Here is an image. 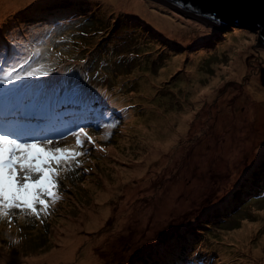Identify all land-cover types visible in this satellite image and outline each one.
Wrapping results in <instances>:
<instances>
[{
    "label": "rangeland",
    "instance_id": "obj_1",
    "mask_svg": "<svg viewBox=\"0 0 264 264\" xmlns=\"http://www.w3.org/2000/svg\"><path fill=\"white\" fill-rule=\"evenodd\" d=\"M23 1L25 0H17L14 3L20 5ZM115 1L118 6L128 2L126 0ZM143 2L145 9L142 10V14L145 16L141 18V14L134 10L136 1L130 0L132 7L130 10L115 9L107 2L94 0L89 6H92L91 10H93V5L101 4L95 12L100 11L102 18L91 19L92 22L89 25L86 23L76 27H73V24H71L73 26L65 25L67 30L70 29L69 37L64 40L61 48L57 45V41L52 39L43 47L41 56L33 55V57H38L37 63L47 72L57 66L53 58L56 61L64 58L68 63L74 60L75 68L70 70L69 74H82L80 78L70 76L68 81L71 79L82 80V97H87L86 99L73 98L75 93L72 90L75 91L77 88L73 89L74 82L77 81L75 80L67 83L66 86L71 89L70 91L69 88L66 89L65 100L57 99V96L64 91L62 90L55 93L46 103H53L60 110L67 109L70 104L76 105L74 102L94 106L93 110L82 109V107L68 112L62 110L61 116L59 113H55L51 118L68 119L63 124H57L60 127L58 131L64 132L69 127L72 128L67 132V137L47 140H52L60 147L69 148L73 144L70 141H76V136L73 134H78V129L86 125L89 128L86 132L95 141V146L88 144L85 148V151L92 155L88 162L86 159L81 160L74 166L67 165L62 171L60 187L55 190L58 199L50 200L47 213L36 216L30 212H23L21 215L20 210L14 209L11 210L9 216L0 217V228L5 233H9L11 230L6 225H1L2 218L12 220V224L18 223L17 231L25 233L30 239L32 249L24 247L25 253H27L26 257L52 253V251L60 249L61 244L63 245L66 240L78 239L76 234L78 229L74 228L80 227L81 230H86L89 217L93 215L100 221L98 224L100 226L87 231L89 233L93 231L91 237L96 235L98 237L96 240L100 239L93 247L95 255L99 259L98 262L101 261L104 264L140 262L149 254H151L149 258L145 259L149 264H182L178 258L184 260L182 257L184 250L197 243L196 247L202 253L207 250L214 251L213 256H216V264H231L239 246L235 232L241 230L244 225H248L252 227L251 236L260 227L258 220H250V214L257 213V207H261L257 201H251L254 197L252 179L264 186V159L257 161L260 155L264 154V127L260 128L262 118H259L264 115V95L257 98L259 92L255 90L257 88L259 91H264V46L259 41V30L254 27L244 29L248 24L240 21L210 27L209 25H213L211 22L200 20L199 16L194 17L191 14L185 15L178 12L168 6L172 5L170 2H167V6L155 0H143ZM1 5L16 8L12 3H2ZM51 6L46 5V8L49 9ZM89 12L94 11H87V13ZM149 12L154 14L151 15ZM51 13L50 20L52 22L65 17L62 12L56 10H51ZM13 22L15 24L19 21L11 19L10 25H14ZM131 23L135 25L136 29ZM164 25L170 27L168 29L173 30V35L176 33L177 36L170 37L169 31L164 28ZM4 26L7 28L6 25ZM145 27H150L153 30ZM225 28H227V32L222 36ZM154 30L158 33L157 40L150 35L156 34ZM11 34L19 36L16 32H11ZM168 38L176 44L173 46L168 44L165 40ZM186 48L193 51L188 52L185 50ZM179 56L181 57L179 58ZM23 69H32L29 60L27 64H24ZM185 72L188 73L184 77V82L188 80L187 77L190 76V73L197 72L199 74L201 90L198 93L210 94L214 92L216 96L213 101L219 100V89H225L222 92L224 95L220 100V106L210 109L208 118H219L220 115L225 114L227 117L223 118L229 120L220 125L216 124V128L212 125L209 126V129H214V132L207 133L208 137L204 135L206 134L204 130H193L196 127L195 124L191 128L194 119L192 116L200 110L201 105L199 103L191 109L186 106V98L189 96L184 94L183 85L179 82ZM218 72L221 73L219 79L217 83H213L212 77H215ZM235 73H238L239 78L231 76ZM41 86V83H38L34 88L35 91L42 93ZM59 88L63 87L59 86ZM88 97L94 98L88 99ZM251 103L255 107L250 105ZM148 108L163 110L165 116L150 120L146 117ZM244 108L248 113L251 112V116L247 120L250 125L247 124V121L245 122L247 129L254 127V130L261 131V137L257 135V132L255 135L258 140L254 141L252 138L247 152L242 150L234 155L224 153V160L218 163L222 160V156L211 154L209 151L217 152L220 147L223 148L225 143L219 139L216 142L218 148L216 146L207 148L208 143L205 141L208 142L207 140L211 136H229L235 143V124L244 123V121L241 118L235 121V118L229 117L235 115L234 111L241 112ZM134 113L143 116L133 118L134 123H130ZM107 119L114 126L108 125L107 133L102 134ZM255 120L259 122L254 123ZM219 127H224L220 133L218 132ZM124 130H127L128 134H125ZM10 133L13 137L14 133ZM122 136L125 137L124 140L121 138ZM184 137V142L179 144ZM68 138L70 141H67ZM34 141L40 142L41 145L44 142ZM94 149L99 152L94 154ZM196 149L197 151L202 149L201 152H205L203 161L205 160L207 180L201 178L204 171L199 172V162H189ZM179 157L180 162L177 166ZM254 164H257L255 168ZM233 167L236 172L232 182L228 183L229 170ZM213 171L214 178L212 177ZM224 174H227V177L220 184L219 196L212 195L213 191L203 196L202 198H215L195 218L192 217L187 221L182 220V223L186 224L182 225L184 229L179 231V235L174 236L170 241L164 239L162 243L157 242L159 244L154 245L158 239H155L156 237L151 234L147 235V232L154 233L157 230L165 229L172 216L166 213V208L160 206L158 201L156 205H153L154 210L144 212L139 209L138 204L142 201L148 204L152 203L156 200L153 197L154 194L158 196L165 194L166 190L162 192L163 189L160 188L167 185L168 182L180 181L182 175H191L194 180L190 183L194 182L196 185L200 183L197 179L199 178L206 182L205 188L211 189L217 185L215 179ZM88 177H92L91 183H89ZM119 178L126 180L128 186H137V195H135L131 206H129V199L125 201L124 197L120 200L123 203H119L115 208H113L114 204L107 205L110 209L109 215L101 220L99 214L105 207L96 202L100 201L97 198V193L104 191L102 187L104 181L111 182L117 187ZM134 179L136 181H133ZM243 180L248 182L252 190L251 197L241 202L238 201L236 207L232 204L234 207L232 213L223 214V216H230L229 220L211 217V214L217 212L213 208L219 199L231 191L233 185L241 183ZM202 187L204 186L194 187L192 190L198 194V190ZM221 187L227 190L225 194ZM183 188L185 187H181L179 192H184ZM173 189L174 184L170 186V194L173 193ZM124 192L130 194V190L127 189H124ZM176 195L178 199H181L180 193L174 192L173 196H169L173 207ZM106 201H108L107 198H104L103 202ZM119 207L120 212H118ZM240 208L243 211V219H241V227H236ZM123 211L124 213H122ZM172 212L176 213L177 211L172 210ZM261 213L256 215H263L264 211ZM167 215L168 218H163ZM177 217L180 219L179 215ZM161 221L163 227L157 225ZM208 223H213L212 227H217V229L206 228L205 225ZM153 225L157 228H154ZM189 226L206 229L208 238L202 239V236ZM263 228L261 226V230ZM18 232L14 234L17 235ZM82 239L71 251L70 254L76 253L72 258L60 257L58 261L51 262V256L45 257V261H42L43 264H78L80 261L85 263L86 253L83 251H86L84 249L88 242L82 241ZM1 241L5 243H0V251L6 252L17 247L8 241ZM253 241L258 243V240ZM141 244L145 247L142 254L139 255L143 250H138ZM151 245L152 248H150ZM148 248L151 249L149 252ZM255 250L257 249L255 248ZM14 253L16 252L13 251L10 254L13 256ZM229 255L231 259L228 258ZM263 256L264 253H261L259 262L262 264H264Z\"/></svg>",
    "mask_w": 264,
    "mask_h": 264
},
{
    "label": "trees",
    "instance_id": "obj_2",
    "mask_svg": "<svg viewBox=\"0 0 264 264\" xmlns=\"http://www.w3.org/2000/svg\"><path fill=\"white\" fill-rule=\"evenodd\" d=\"M102 1H104V0H102ZM23 3H25V7H24ZM23 3H22V5H23L22 10H18L17 8H12V7L1 5L7 11H6V16H4L2 22H0V81L5 77L6 73H8V71L11 69V67L13 65H16L17 67H16V72L12 73V75H14V76L15 75H23V72L27 71V70L21 69L19 67V64L23 63V61L25 59H27L28 57L32 58L33 57L32 52L35 51L36 49L38 51V57L41 56L40 55L41 51H42L43 47L46 46L48 41L55 39L57 41V45L61 48L63 46L64 40H66L69 37L68 36L69 31H67V29H65V24H70V25L73 24L74 25V26L72 25L73 27L82 26L84 23H86V25H89L92 22L91 19H94L93 13H97L95 11H97L98 8L100 7L99 5L95 4V5H93V10H91L90 8L92 6H89L90 2L88 0H25V1H23ZM46 5H52V6L49 9H47ZM51 10L52 11L56 10L57 12H62V14L65 17H62L61 20H58V21L54 20L55 22H52L50 20L51 19L50 16H52ZM47 11H48V13H47ZM87 11H94V12L87 13ZM149 13L151 15L154 14L153 12H149ZM9 14L11 16H8ZM156 17L157 16H155V18ZM11 19H14L15 21H19V22L15 23V24L13 22L14 25H10ZM48 21H50V22L48 23ZM66 22H68V23H66ZM4 25H6L7 28H5ZM51 26L53 28H50ZM17 27H19L21 29L18 30V29H16ZM11 32H16V33H18L19 36H17V37L13 36V34H11ZM16 43H18L19 45H23V47L22 48L21 47L16 48L15 47ZM11 52H13V53H11ZM51 56L53 58L54 55L52 54ZM19 58H24V59L20 60ZM53 61L57 64V66L53 67L50 71H48L47 76H44L48 80H46V78L42 77L43 78V85L41 87V90H42V92H44L43 93L44 95L40 99H42L44 102H45V96L47 94H49L51 88H58L59 89V86L62 87L63 83L73 82L76 80V79H71L68 81L70 76H74L76 78H80L82 76V74L80 75L77 73L69 74L70 70L75 68L74 60L70 61V63H68L66 61V59H64V58H62L58 61H56L53 58ZM4 70L6 71V73H4ZM61 72H63V73L60 74ZM8 78H9V81H12V83H10L9 89L16 93L17 89L19 88V82H17L18 80L17 81L13 80L11 75H8ZM28 79H30V78H28ZM49 80L51 82L59 83V84H52ZM81 81L82 80H80V81L77 80L74 82V86L77 88L74 91L75 96L73 98H81L82 97L81 94H83V82L81 83ZM0 85H1L0 88H2L5 84H3V85L0 84ZM219 90H220V92H218V95H219V93H222L223 91H225V89H222V88H220ZM30 91L33 92L34 89L30 90ZM77 92L81 93V94L76 95V94H78ZM2 97H3V95H2ZM90 98H94V97H88V99H90ZM26 101H27V103L30 102L29 100H26ZM74 103L76 105H78V104H81L82 102H80V103L74 102ZM82 106H84V108H86V109H89V107L91 105L82 103ZM66 110L69 111L68 109H66ZM101 133L105 134L104 131ZM219 139L221 140V138L216 137L214 139L207 140L208 141L207 148L215 146L216 142ZM223 139L226 140V137H223ZM223 142L225 143V141H223ZM93 151H94L93 152L94 154L99 152L95 149ZM188 154H189V152H188ZM91 157H92L91 154L89 156L85 157L87 162H88V159H90ZM167 159H168V157H167ZM179 162H180V157L178 158L177 166H179ZM217 168H219V167H217ZM199 172H200V169H199ZM235 172H236V170H234V167L229 170L228 183L232 182ZM213 175H214V171L212 173V177H213ZM188 176H191V175H188ZM226 177H227V174L226 175L224 174L220 178L215 179L217 181V185L213 186L211 189L205 188V186L203 185L204 187H202L198 190L199 195L196 194L192 190L194 187L202 186V182H201L202 180L199 178H197L200 182L198 185H196L194 182H193V184H191L189 182L188 186H190L191 189H188L186 186L185 188H183L184 192H179L181 189L180 181L172 182V184H169L170 182H168L167 185L160 188V189H163L162 192L166 190L164 195L160 194L158 196V195L154 194L153 197H155L156 200H154L153 202L151 201L152 203H150V204H147V202H144V201L140 202L138 204L139 209L141 210L142 209L141 206H142L143 207L142 211L144 212V211L154 210L153 205H156V202L158 201L160 203V206H163L166 208V211H167L166 213H168V215L172 216L171 220L167 222L169 224L166 226L165 229L157 230L154 233L147 232L148 235L151 234V235L156 237L155 239H158L156 242H154L155 243L154 245L159 244L157 242L162 243L164 239L170 241L172 238H174V236L179 235V231H183V229H184V226H182V225L186 224V223L183 224L182 220L187 221L192 217L195 218L196 215H198L205 206L210 205L213 202V199L215 197H209V198L208 197L202 198V197L205 195H208L211 191H213L211 193L212 195L216 194V197L219 196L220 184L222 181L225 180ZM192 180H194V178ZM133 181H136V180L134 179ZM74 182H77V181H74ZM70 183H72V182H70ZM173 184H174L173 193L170 194L169 193L170 192V186ZM246 186H247L246 180H243L241 183H237L236 185H233L232 190L229 191L223 198H220L219 201L217 202V204H215L213 209L217 212L214 214H211V217H215V218L219 219V218H221V216L223 217V214L232 213V210L234 209L233 205L236 207L238 205L237 202L238 201L241 202L243 199H245L246 195L249 194L248 191L246 192ZM226 191L227 190L224 188L223 194H225ZM174 192L180 193L181 199H178L177 195H176V198H174L175 203H174V207H173V202L169 196H173ZM201 192H203L202 196H200ZM134 197H135V195L129 199V206H131L133 204ZM232 200H235V201H232ZM179 203H181V207H182L180 210L175 207ZM117 206H118V204H116V207ZM262 208L264 211V205L262 206ZM172 210H176L177 212L173 213ZM22 213L23 212H21L20 214L22 215ZM122 213H124V211ZM136 213H138V211H136ZM168 215L163 216V218L164 217L168 218L169 217ZM178 215H179L181 220L177 217ZM237 217H238V221L236 223V227H241L240 226L241 225V219H243L242 214H239V216H237ZM251 219L258 220L260 222V227H259L258 231H255L250 236V233L252 231V227L250 226L251 230L249 229V231L247 232V236L244 239H240V240L238 239L239 240V246H238L239 249L235 253V257L232 260L231 264H248V262H249V264H262L259 261H260V254L264 253V236H263L264 235V228L261 230V226L264 227V214L263 215H255V216L251 217L250 220ZM131 222H133V221H131ZM1 223H2L1 225H6L7 228L9 230H11V232L5 233L4 230L2 228H0V239L4 240V241H8L10 243H13L17 247L11 248L6 252L0 251V264H1V259H4V258L11 259L14 257L15 258L18 257V258L13 259V260H6V264H16V263H14V261H17V264H20V263H22V259H24L23 257L26 258L25 254H27V253H25L26 251L24 250V247H30L32 249L31 244H30V239L26 236L25 233H20L17 231L16 227H17L18 223L12 224V220H8L7 218H5V219L2 218ZM154 225H153V227L157 228ZM157 225L163 227L162 221L157 223ZM212 226H213V223H208L205 225L206 228H210ZM189 227H191L192 229H195V232L198 235L202 236V239L208 238V237H206L207 233H208L206 229H200V228H197L194 226H189ZM141 229H142V225H141ZM211 229L216 230L217 227H212ZM145 230H147V229H145ZM16 232H18V234H17L18 236L15 235ZM1 240H0V243L4 244L5 242H2ZM253 240H258V243H256V241H253ZM255 244H257V245H255ZM144 247L145 246L142 244L139 246L138 250L143 249L139 253V255L142 254V252L144 251ZM150 248H152V245L150 246ZM150 248L147 249L148 252L151 250ZM255 248L257 250H259L261 248L260 253L256 256L254 255ZM13 251L16 252L13 254L14 257L10 254ZM187 251H188V253H187ZM213 252L214 251H211V254ZM150 255L151 254H149L147 257L149 258ZM198 255L199 254L194 249V247L191 246L188 249L184 250V253L182 255L184 260H182L181 258H178V259L180 260V263H182V264H190V263H195V262L197 264H201V261L203 260V258L201 255L200 256H198ZM147 257H144L140 262L123 263V264H149V263H146V260H145ZM263 258H264V256H263ZM116 264H119V262H116ZM153 264H159V263H153Z\"/></svg>",
    "mask_w": 264,
    "mask_h": 264
},
{
    "label": "bare ground",
    "instance_id": "obj_3",
    "mask_svg": "<svg viewBox=\"0 0 264 264\" xmlns=\"http://www.w3.org/2000/svg\"><path fill=\"white\" fill-rule=\"evenodd\" d=\"M16 1L17 0H0V22H2L5 14H6V11H7L6 9L3 8V6H1V3H12L18 10H22L23 5L25 7V3H23V5H22V3L20 5H16L14 3ZM126 1H128V2H124L120 6H118V4L116 3L115 0H104L103 3H106L107 2L109 4V6L114 7L115 9H119V8H121V9H130V8H132L130 6V0H126ZM133 1H136V6L134 7V10L137 13L139 12L141 14L140 17L143 18V16H145V15L142 14V10L145 9V5H144L143 0H133ZM99 6H100V4H99ZM185 12L187 14L190 13V11H187V10H185ZM192 14L193 13H191V15ZM100 18H102V14L100 13V11L98 13H95L94 14V20H98ZM168 23H170V22H168ZM133 27L135 28V25H133ZM145 28L150 29V30L152 29L150 27H145ZM164 28L169 31L168 34H169L170 37L177 36L176 33H174V35H173V32H172L173 30H169L168 29L170 27H166L164 25ZM251 28H253V27H250V25H247L246 28L244 27V29H251ZM16 29L20 30L21 28L17 27ZM147 29H144V30H147ZM149 31H147V32H149ZM151 32H153V31H151ZM226 32H227V28H225L222 36H224L226 34ZM143 33L144 34H147L145 32H143ZM196 33H197V31H196ZM150 35L152 37L156 38V40H157V36H158V33L157 32H156V34H153L152 33ZM165 40H167L168 44H170L172 46L176 44V43L172 42V40H170L169 38L168 39H165ZM15 47L16 48H19V47L22 48L23 45H19L18 43H16L15 44ZM185 50L188 51V52L193 51L192 49H187V48ZM13 52H11V53H13ZM180 57L181 56H179V58ZM187 73L188 72H185L182 75V77L180 78V80H179V82L182 83V85H183L182 86L183 87V90L182 91H184V94L185 95L189 96V98H186V106L189 109H191L195 105H198L199 103L201 105L200 106V110L198 111V109H197L196 112L197 111L198 112L195 113L192 116V118H194V119H193V121L191 123V126L193 127L194 124L196 125V127H195L194 130H198V129L206 130V132H205L206 134H204L206 136L207 133H209V132L210 133H213L214 132V129L213 130H210L209 129V126L212 125L215 128L217 126L215 124V122L212 121V118H208V115H210L208 113L209 112V108L212 109L213 107H219L220 106V102H221L220 100H221L222 96L224 95V93H219V95H218L219 100L218 101H217V99L213 101L214 96H216V94L214 92H212L210 94H204L203 92L202 93H198L201 90L200 89L201 79L199 77V74L197 72H193L192 74L190 73V76L187 77L188 80L184 82V77L187 75ZM220 74L221 73L218 72L215 77H212L213 78V80H212L213 83H217ZM231 76L234 77V78H239L238 73L232 74ZM253 78H254V80H256L255 77H253ZM252 89H254V88H252ZM255 90L257 92H259L257 94V98L263 97L264 91H259L257 88H255ZM81 98H85L86 99L87 97H81ZM62 100H65V99H62ZM250 105H252L253 107H255L252 103ZM36 106L40 110V115L42 117L40 119L49 118V119L45 120L41 126H44V127L45 126L46 127L47 126H51V127H53L56 122L51 119V117L53 115L50 113L49 107H47V105H45V102L42 99H40L39 101H37ZM81 106H82V103L81 104H78V105L70 104L67 107V109L69 111H73L74 109L80 108ZM61 111L62 110H59L58 112L60 113ZM167 111L169 112V110H167ZM168 112H167V114H168ZM247 113H248V111L244 108V110L241 111V112L234 111L233 114H235V115L232 116V117H229V118H235V121H237L239 118H241V120L244 121V123H236L235 124L236 125V129H235V143H234V141L229 136H227V137L226 136H215V137H212L211 136L210 139H214L216 137H219V138L226 137V140L221 139L222 141H225V144H224L223 148L220 147L217 150V152H214V150L209 151V153H211V154H218V155H221L222 156V160H220L218 163H221L224 160V158H225L223 156L224 153L230 154V155H234L236 152L242 151V150H246V152H247L249 150V148H250V144H251L252 138H253L254 141H256V140H258L257 139V135H259L261 137V131L259 132L257 130H254V127H251L250 129H247V126H246L245 122L250 118L251 112H249L248 115H247ZM142 116L143 115H139L138 116L136 113H134V116L130 119V123H134L133 118H141ZM162 116H165L163 110H155V109L150 110L149 108L147 109L146 117L147 118H150V120H155V118H162ZM225 116H226L225 114L220 115L219 121H218V124L219 125L221 123L228 122V120H229L228 118H223ZM44 117H46V118H44ZM259 118H262V121L260 123V128L262 129L264 127V121H263L264 115H262ZM107 120L109 121V119H107ZM6 121L7 120L5 118H1V123L3 124L4 127L7 126ZM255 122L258 123L259 121H256L255 120L254 123ZM247 124L250 125V122L247 121ZM223 128L224 127H219L218 132L220 133V131H222ZM52 129H60V127H59V125H56V127L52 128ZM225 130H227V129H225ZM23 131H26V132H28L30 134L36 133V132L30 131L27 128H24ZM124 132H125V134H128L127 130H124ZM257 132H258V134H257ZM255 134H257V135H255ZM223 135H225V134H223ZM207 137H208V135H207ZM207 137H205V138H207ZM121 138L124 140L125 137L122 136ZM81 139H83V138H81ZM184 140H185V137L182 139L181 142H179V144H181L182 142H184ZM205 143H208V142L205 141ZM85 144H86V141H85ZM69 148L70 149L71 148H75V150H77V149L78 150L79 149L81 150L80 147L76 146V143H73ZM201 150L202 149H200V151H199V149H198V152L196 153L195 159H196L197 162H199L200 171H204V174H202L201 177L207 180V175L205 173V169H206L205 168V160L203 161V159L205 158V152H201ZM189 161H190V159H189ZM225 163L228 164L226 161H225ZM87 179L89 180V183H91L93 181L92 177H88ZM191 181H192V177L191 176L182 175L180 177V186L181 187H186L187 186L188 189H191L190 186H188V183L191 182ZM201 182H202V185H204V186L206 185V182L205 181H201ZM169 184H172V182H170ZM191 184H193V183H191ZM252 184H254L253 185L254 196L255 195L257 196L261 192L264 191V186L261 185L260 183H257L253 179H252ZM102 187H103L104 191H100V192L97 193V198H99L100 201H96L97 203H99V204H101V205H103L105 207V209L102 210L100 212V214H99V219H101V220L105 216H108L109 215V210L110 209H109V206H107V205L114 204L113 208H115L116 207V204H119V203L122 204L123 203L122 201H120L122 199V197H124V200L127 201L128 199H130L134 195H137L136 194L137 186H135V185L128 186L127 183H126V180H122L121 178H119V185L117 187L115 186V184H112L111 182H108L107 183L105 181H104V184L102 185ZM221 188L223 189V187H221ZM124 189L130 190V194H128L127 192H124ZM202 195H203V192H201L200 196H202ZM104 198L105 199L107 198L108 201L103 202V199ZM175 207L180 210L182 208L181 207V203H179ZM141 208L143 209L142 206H141ZM120 211H121V209L119 207V211L118 212H120ZM87 224H88V227H87L86 230H81L80 227L74 228V229H78L76 231V234L78 236V239H76V240H74V239H68V240H66L63 245L61 244L60 249L55 250V251H52V253H47V254L41 255V256L40 255H37V256L34 255L33 257H26V258L22 259V263H20V264H40V263L43 264L44 262H42V261H45V257H50V256H51L50 257L51 258V262L58 261V259L60 257H62L64 259L72 258L76 253L75 254H70V253H71V251L74 250V247H76V245L81 241V238H83L82 241L85 240V241L88 242L86 244V246L87 245L88 246L87 247L85 246V249L84 250H86V251H83L84 253H86V262L84 263V262L80 261L78 264H104L101 261L98 262L99 259L95 255L96 252L94 251V247H93L96 242H99L100 241V239L99 240H96L98 238L96 235L93 236V237H91V233L93 231H90V233L87 231V230H90V229H96V228H98L100 226V225H98V224H100V221H98L95 218V216L93 215L92 217L91 216L89 217V222ZM249 229L251 230V227L250 226L244 225V227L240 231L235 232L236 235H237V238L239 240L240 239H244L247 236V232L249 231ZM193 230H195V229H193ZM82 232L84 233L83 235L81 234ZM187 233H189V232H187ZM87 249H89V250H87ZM260 251H261V248L259 250H255L254 255L255 256L258 255L260 253ZM162 252H165V251L162 250ZM165 257H167V256H165ZM6 260H10V259H6V258L5 259H1V264H6Z\"/></svg>",
    "mask_w": 264,
    "mask_h": 264
},
{
    "label": "snow or ice",
    "instance_id": "obj_4",
    "mask_svg": "<svg viewBox=\"0 0 264 264\" xmlns=\"http://www.w3.org/2000/svg\"><path fill=\"white\" fill-rule=\"evenodd\" d=\"M28 57L19 64L21 69L28 63ZM19 63V62H18ZM16 65L8 75L16 72ZM47 72L27 70L23 75L13 76V80H24L47 76ZM5 84L12 81L5 80ZM76 136V146L83 148L85 141L95 146V141L80 127ZM81 135L85 139H81ZM83 153L75 148L60 147L52 140L23 142L13 138L12 133L0 131V216H9L11 210L30 212L36 216L47 213L50 200L58 199L56 189L60 187L61 173L70 162H77Z\"/></svg>",
    "mask_w": 264,
    "mask_h": 264
},
{
    "label": "water",
    "instance_id": "obj_5",
    "mask_svg": "<svg viewBox=\"0 0 264 264\" xmlns=\"http://www.w3.org/2000/svg\"><path fill=\"white\" fill-rule=\"evenodd\" d=\"M200 20L211 22L212 26L231 22H244L257 28L259 41L264 46V0H155ZM163 4V5H164Z\"/></svg>",
    "mask_w": 264,
    "mask_h": 264
},
{
    "label": "clouds",
    "instance_id": "obj_6",
    "mask_svg": "<svg viewBox=\"0 0 264 264\" xmlns=\"http://www.w3.org/2000/svg\"><path fill=\"white\" fill-rule=\"evenodd\" d=\"M227 24H229V23H227ZM219 25H221V24H219ZM205 26H206V24H205ZM210 27H212V25H209ZM211 108H209V110H210ZM209 113V112H208ZM212 121H214L215 122V124H218V121H219V118H212ZM263 121H264V119H263ZM191 128H192V126H191ZM194 130V129H193ZM202 130V129H201ZM206 132V130H204V133ZM198 151H197V149H196V151L194 152V153H197ZM259 159H261V158H259ZM246 183H247V186H246V192L248 191L249 193H252V190H251V188H250V186H249V184H248V182L246 181ZM262 200H264V197L262 198ZM264 204V203H263ZM263 204H259V205H261V207H257V213H255V214H250V217H253V216H255L256 214H262L261 212L263 211V208H262V206H263ZM242 209V208H241ZM239 214H241V212L239 213Z\"/></svg>",
    "mask_w": 264,
    "mask_h": 264
}]
</instances>
